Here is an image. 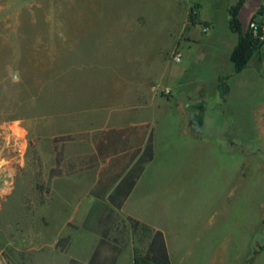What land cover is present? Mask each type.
Listing matches in <instances>:
<instances>
[{
	"label": "rangeland",
	"instance_id": "1",
	"mask_svg": "<svg viewBox=\"0 0 264 264\" xmlns=\"http://www.w3.org/2000/svg\"><path fill=\"white\" fill-rule=\"evenodd\" d=\"M229 1L0 0V264H87L106 202L90 196L91 157L108 118L153 123L171 180L127 213L167 234L173 264H264V43L232 74ZM246 1L240 16L258 12L264 32V7ZM167 88L182 103L204 93V140H183L180 108L154 102ZM56 147L63 175L49 179Z\"/></svg>",
	"mask_w": 264,
	"mask_h": 264
},
{
	"label": "trees",
	"instance_id": "2",
	"mask_svg": "<svg viewBox=\"0 0 264 264\" xmlns=\"http://www.w3.org/2000/svg\"><path fill=\"white\" fill-rule=\"evenodd\" d=\"M243 2L244 0H238L236 4L228 9L229 31L238 37V42L230 55L232 74L234 75L247 69L252 57L260 52L264 43V32L262 30L254 29L251 26H249L248 30H244L240 20ZM199 9H201V6ZM195 17V14H191V21L195 22ZM230 76V74L222 76L218 84L219 95L224 101L230 90L227 83ZM135 128L128 127L113 130V132L121 135L123 133H132V131L136 130ZM145 128H149V126ZM148 130L144 129L143 134H147ZM96 150L97 156H93V159H104L106 156H110L111 159L108 168L100 175L97 186L92 190V196L98 200H107L109 206L105 208L99 217L98 223L101 227L100 240L88 264H117L120 255L128 245L126 240L128 232H130L134 240L138 239L140 243L146 241L144 249L134 248V264H172L166 238L162 231L153 229L131 216L120 219L118 213L143 173L145 165L154 159L153 131H150L144 147L137 148L132 154L129 163L119 154L121 150L117 141H114L107 148L98 144ZM56 152V163L49 172V179L63 175V153L57 147ZM134 161L135 163L129 168ZM108 193L109 195L106 197ZM67 241L68 238H62L58 241L57 246H61L62 243H67ZM68 264H79V262L71 258Z\"/></svg>",
	"mask_w": 264,
	"mask_h": 264
},
{
	"label": "crops",
	"instance_id": "3",
	"mask_svg": "<svg viewBox=\"0 0 264 264\" xmlns=\"http://www.w3.org/2000/svg\"><path fill=\"white\" fill-rule=\"evenodd\" d=\"M231 1L232 0H230L229 2L231 3ZM200 2L202 4V0H200ZM235 2H236V0H235ZM246 2L247 1L244 0L242 11L245 8ZM259 2H260V5H261L260 8H259V10H260L262 7H264V0H259ZM230 3L228 5H231V6L234 5V2H233V4H230ZM257 15H258V12L253 17L249 16L247 18L246 17L242 18L240 16V20H241L243 28L245 29L248 21H249V24H251L252 20ZM226 21H227V25H228V15H227ZM205 22L208 23V26L206 27L207 32H208L212 28L213 23L208 22V21H205ZM228 31H229V25H228ZM229 33H230V31H229ZM231 35H232V39H233L232 40L233 42H231V49L233 51L234 47L236 46V44L238 42V37L236 35H234V34H231ZM232 51H231V53H232ZM243 72H241V73H243ZM167 89H170V88H167ZM169 96H170L169 98H162L161 101H154V102H157L159 106L170 105L171 107H179L180 108V110L177 113L180 115L181 121H182V127L180 129L181 132L183 133L182 139L185 140L186 136H187L189 138L188 140H190V139L204 140L203 136H202V138H198L197 136H195V138H194L193 135H192L193 132H192V129H191V126H190L191 124H190L189 109H188V104H189L190 101H188L186 103H182V102L177 101L176 100L177 97L174 96L172 90H171V94ZM147 108H148V110L151 109V107H149V106H147L146 109ZM112 122H113L112 118L106 119V125H110V127L106 126L105 129H102L101 131H99V133H98L99 135L96 138L95 143H94V150L95 151H94L92 156H95V157L97 156L96 148H97L98 144L103 146V147H105V148H107L108 146L112 145V143L114 141H117V143L120 146V150H121L119 152V154L121 156H123L125 161H127L129 163V161L131 160L132 154L137 150V148H140V147L143 148L144 147V145L146 144L147 139L149 137L150 131L151 130L153 131V134H154V149H155L154 159L151 162H149V163H147L145 165L143 173L141 174L140 178L137 180L132 192L130 193V195L126 199L122 209L118 212V213L124 215L125 218L131 216V217H134V218L140 220L141 222L147 224V222H144V220H142L141 218L139 219L136 215L131 214V213H127V207L132 202V200H133V198H134V196H135V194L137 192H139L142 188L148 187L150 185L151 186H156L157 189H156V191H154L153 194L141 195L140 197L142 198V201H144L143 199H147L148 197L150 198V197H154V196L155 197L161 196L165 186L162 185V184H159V183L161 181H164V179L166 180V178H168V180L169 179L171 180V176L163 174L162 173V169L159 168L160 167V163H159L158 156H157V135H156V130L153 127V123L150 124L151 121L148 118H147V120H144L142 123H135V124H131L129 126H118V125L113 126ZM142 125H144V126L141 128ZM147 125L149 126V128H145ZM128 127H136L135 128L136 130L132 131V133L131 132L123 133L121 135L117 134L116 132H113V130H120V129H125V128H128ZM144 129H149L147 134H145V133L143 134ZM213 145H214V147H216L218 144L213 143ZM110 159H111L110 156H106L104 159L103 158H99L97 160H95V159H93L91 157V162L92 161L95 162L96 163L95 166L99 165V167H100V170L98 172L96 181H95V183L93 184V186L90 189V196L93 197V198H95V197L92 196V190H94L95 187L97 186V184L99 182V179H100V175L102 174V172L108 168V164L110 162ZM135 161L130 164L129 168L135 163ZM106 177H109V176H106ZM108 195H109V193L106 195V197ZM95 199L98 200L97 198H95ZM102 201H106V202H105V206L102 208L100 213H102L105 210V208L107 206H109L107 200H102ZM147 225H149L153 229L162 231L157 226H154V225L149 224V223ZM163 233H164L165 238H166L167 234L165 232H163ZM166 242H167V240H166ZM97 244H98V242H97ZM97 244H96V246H97ZM96 246L92 249V254L90 255L89 259L87 260V264H88L91 256L93 255V252H94ZM167 246H168V243H167ZM168 250H169V247H168ZM133 252H134L133 246H131L129 248L126 247L123 250L122 254L120 255L117 264H122L124 262V260H125L124 259V255L126 253H128V255H126V257H127V260L129 261V264H134ZM169 253H170V250H169ZM170 256H171V253H170ZM74 259H76V258H74ZM77 261L79 262V260H77Z\"/></svg>",
	"mask_w": 264,
	"mask_h": 264
},
{
	"label": "flooded vegetation",
	"instance_id": "4",
	"mask_svg": "<svg viewBox=\"0 0 264 264\" xmlns=\"http://www.w3.org/2000/svg\"><path fill=\"white\" fill-rule=\"evenodd\" d=\"M188 109H189L191 128L195 124L194 121H198L200 118H202L204 122L205 112L207 109V104L204 99V94L200 93L195 100L190 99V102L188 104Z\"/></svg>",
	"mask_w": 264,
	"mask_h": 264
},
{
	"label": "water",
	"instance_id": "5",
	"mask_svg": "<svg viewBox=\"0 0 264 264\" xmlns=\"http://www.w3.org/2000/svg\"><path fill=\"white\" fill-rule=\"evenodd\" d=\"M202 94H204V93H202ZM195 122V124H194V126H192V132L193 133H196V136L198 137V138H202V136H203V127H204V122H203V120H202V118H200L198 121H194Z\"/></svg>",
	"mask_w": 264,
	"mask_h": 264
},
{
	"label": "built area",
	"instance_id": "6",
	"mask_svg": "<svg viewBox=\"0 0 264 264\" xmlns=\"http://www.w3.org/2000/svg\"><path fill=\"white\" fill-rule=\"evenodd\" d=\"M250 26L252 28L256 29V25L254 23H251ZM181 60H182V56L181 55H178L177 61L180 62ZM164 93L169 96L171 94V90L170 89H165L164 90Z\"/></svg>",
	"mask_w": 264,
	"mask_h": 264
}]
</instances>
